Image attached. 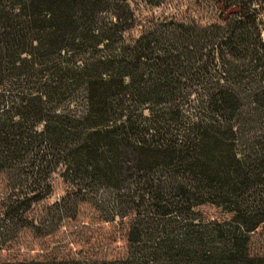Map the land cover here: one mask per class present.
Masks as SVG:
<instances>
[{
    "label": "trees",
    "instance_id": "1",
    "mask_svg": "<svg viewBox=\"0 0 264 264\" xmlns=\"http://www.w3.org/2000/svg\"><path fill=\"white\" fill-rule=\"evenodd\" d=\"M186 1L0 0V264H264V1ZM84 205L122 252L5 253Z\"/></svg>",
    "mask_w": 264,
    "mask_h": 264
},
{
    "label": "rangeland",
    "instance_id": "2",
    "mask_svg": "<svg viewBox=\"0 0 264 264\" xmlns=\"http://www.w3.org/2000/svg\"><path fill=\"white\" fill-rule=\"evenodd\" d=\"M186 4L187 1L184 0L183 5ZM165 10L170 11L167 8ZM261 34L264 40V22ZM52 178L53 191L47 199L48 202L62 194L66 186L57 172L52 174ZM2 190L3 181L0 179V194ZM199 208L202 214L209 218L221 219L229 215L219 206L210 203L202 204ZM117 228L118 226L99 219L92 207L84 205L76 219L66 220L54 233L49 236L36 237L32 232L26 231L21 236V243H18L19 245L16 248L5 253L10 256H34L45 254L49 251L52 252V250L66 251L71 249L73 251L82 250L83 252L88 251L97 255L111 256L123 251V238ZM250 248L252 252H264V224L252 233ZM0 256H4V253L1 252Z\"/></svg>",
    "mask_w": 264,
    "mask_h": 264
}]
</instances>
